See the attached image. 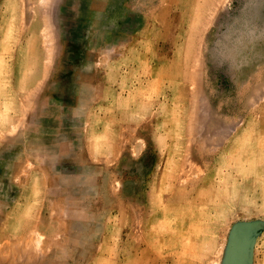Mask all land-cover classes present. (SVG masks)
Returning <instances> with one entry per match:
<instances>
[{"label":"rangeland","instance_id":"1","mask_svg":"<svg viewBox=\"0 0 264 264\" xmlns=\"http://www.w3.org/2000/svg\"><path fill=\"white\" fill-rule=\"evenodd\" d=\"M0 264H264V0H0Z\"/></svg>","mask_w":264,"mask_h":264}]
</instances>
